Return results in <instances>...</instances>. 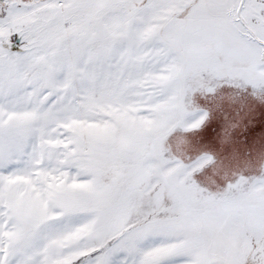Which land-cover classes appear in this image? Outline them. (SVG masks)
I'll list each match as a JSON object with an SVG mask.
<instances>
[{
    "label": "snow or ice",
    "instance_id": "6c2138e0",
    "mask_svg": "<svg viewBox=\"0 0 264 264\" xmlns=\"http://www.w3.org/2000/svg\"><path fill=\"white\" fill-rule=\"evenodd\" d=\"M0 264H264V0H0Z\"/></svg>",
    "mask_w": 264,
    "mask_h": 264
}]
</instances>
